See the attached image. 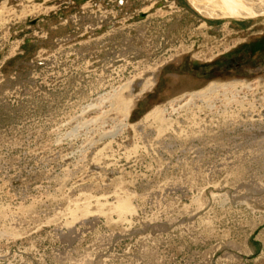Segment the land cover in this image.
Listing matches in <instances>:
<instances>
[{
  "label": "rangeland",
  "instance_id": "obj_1",
  "mask_svg": "<svg viewBox=\"0 0 264 264\" xmlns=\"http://www.w3.org/2000/svg\"><path fill=\"white\" fill-rule=\"evenodd\" d=\"M6 1L0 264H264V16Z\"/></svg>",
  "mask_w": 264,
  "mask_h": 264
},
{
  "label": "bare ground",
  "instance_id": "obj_2",
  "mask_svg": "<svg viewBox=\"0 0 264 264\" xmlns=\"http://www.w3.org/2000/svg\"><path fill=\"white\" fill-rule=\"evenodd\" d=\"M29 1H33V0H29ZM46 1V0H45ZM197 2H196V5L198 4V7L199 8H203L205 11H207L208 13H207V15H213V16H215V17H217V16H220V14H222L224 11L223 10H225V8H224V6H220V4H218V8H216V7H212L211 5L209 6V5H206V4H204V3H202L203 5H201L200 4V2H198V0H196ZM201 1V0H200ZM252 2H253V0H247V2H243V1H239V2H237V3H234V4H232V5H230V7L229 8H234L235 10H250V9H252V7L254 6V5H252ZM8 3H7V1L6 2H3V5L2 6H0V25H1V27L4 25L5 26V24L6 23H8L9 21H10V19H14V18H21V17H25V16H27L28 15V12H30V13H33V12H36L37 10H39V8L41 7L40 5H34V6H31L30 8V10H27V9H25V10H23L22 11V13L21 14H19L16 10H12V9H10L8 6ZM26 7H29V6H27L26 5ZM258 7H261V9H264V3H259L258 4ZM54 8V7H53ZM233 9V10H234ZM222 10V11H221ZM38 12V11H37ZM238 83H240V82H230V83H225V84H218V83H215V82H212L209 86H208V88L207 89H209V88H217V87H224V86H230V87H237L236 85L238 84ZM240 84H242V83H240ZM239 85V84H238ZM146 87V86H145ZM240 87V86H239ZM245 88V87H244ZM202 91H198V92H194V93H192V94H190L189 96H201L202 95ZM200 98V97H199ZM180 99V98H179ZM179 99H174L173 101H171L170 102V104H174V103H176V102H179L180 100ZM192 99V98H191ZM190 100V99H189ZM194 100V99H193ZM96 101V100H95ZM109 101V100H108ZM107 102V101H106ZM122 103V102H121ZM131 103L129 102H127L125 105H127L126 107L128 108L129 107V105H130ZM103 106V105H102ZM95 107H97V106H95ZM161 109L160 108H155L154 110H152V112H150V113H155V111L157 112V111H160ZM124 111V110H123ZM150 113H149V115H150ZM97 118V117H96ZM99 118V117H98ZM87 124V123H86Z\"/></svg>",
  "mask_w": 264,
  "mask_h": 264
},
{
  "label": "water",
  "instance_id": "obj_3",
  "mask_svg": "<svg viewBox=\"0 0 264 264\" xmlns=\"http://www.w3.org/2000/svg\"><path fill=\"white\" fill-rule=\"evenodd\" d=\"M190 3L202 14L205 15L207 17H213V18H236V19H248V18H254V17H259V16H264V9H261V7H258L259 3H264V0H253L252 5H254L252 7V9L250 10H235L234 8H229L230 5L239 2L240 0H198V2H200L201 5H203L202 3L206 4V5H211L212 7H216L218 8V4H220V6H224L225 10H223L224 12L222 14H220V16H211V15H207V11H205L203 8H199L198 4L196 5V0H189ZM243 2H247V0H241ZM234 9V10H233ZM222 11V10H221Z\"/></svg>",
  "mask_w": 264,
  "mask_h": 264
}]
</instances>
